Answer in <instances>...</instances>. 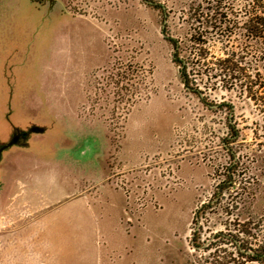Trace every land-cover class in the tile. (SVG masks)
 I'll use <instances>...</instances> for the list:
<instances>
[{"label":"rangeland","instance_id":"1","mask_svg":"<svg viewBox=\"0 0 264 264\" xmlns=\"http://www.w3.org/2000/svg\"><path fill=\"white\" fill-rule=\"evenodd\" d=\"M47 1L43 18L51 19L52 30L31 43L19 110L53 132L63 122L65 133L96 131L104 149L89 169L33 156L6 159L0 224L14 181L29 176L39 183L23 195L37 224L51 227L24 254L35 252L36 264H206L207 254L189 242L192 221L235 162L237 190L205 213L202 239L224 231L227 203L246 207L241 222L264 220L262 108L222 84L206 93L209 105L189 92L172 63L161 13L145 0ZM147 1L164 5L169 34L184 38L190 9L207 0ZM219 105L234 107L232 126L240 137L229 146L234 162L223 145L230 114ZM52 167L84 180L91 193L75 197L71 185L52 183L61 179ZM66 186L68 196L59 188ZM22 209L31 223L33 208Z\"/></svg>","mask_w":264,"mask_h":264},{"label":"trees","instance_id":"2","mask_svg":"<svg viewBox=\"0 0 264 264\" xmlns=\"http://www.w3.org/2000/svg\"><path fill=\"white\" fill-rule=\"evenodd\" d=\"M145 1L161 13L162 33L173 50L172 63L179 68L181 82L189 92L209 105L206 93L222 84L227 91L241 92L264 114V0L202 1L190 9L192 25L184 38L169 34L170 12L164 5ZM48 6L47 0H0L2 99L9 101L15 92L22 93V71L27 66V53L33 48L31 43L52 30L51 19L43 18L49 16ZM39 49V45L34 47L38 60ZM3 104L0 100V106ZM216 107L227 108L230 114V137L223 140V145L234 162L236 157L229 146L240 138L232 126L234 107ZM237 167V162L232 163L225 179L216 185L212 200L194 214L189 242L196 252L207 254L206 264H264V220L249 217L246 222L239 221V212L246 209L241 203L223 206L224 231L202 239L205 213L226 203L223 196L228 191L237 190ZM249 196L254 199V192Z\"/></svg>","mask_w":264,"mask_h":264},{"label":"flooded vegetation","instance_id":"3","mask_svg":"<svg viewBox=\"0 0 264 264\" xmlns=\"http://www.w3.org/2000/svg\"><path fill=\"white\" fill-rule=\"evenodd\" d=\"M22 94L23 88L21 94L15 92V96L9 101L2 99L4 106H0V202L5 184L2 169L11 155L33 156L35 161L63 165L65 162L76 169L94 167L78 165L73 162L71 154H67L77 145L73 137L79 134L65 133L64 122L59 124L60 128L55 127L53 132L38 122L40 120L27 118L25 112L19 110V98Z\"/></svg>","mask_w":264,"mask_h":264},{"label":"crops","instance_id":"4","mask_svg":"<svg viewBox=\"0 0 264 264\" xmlns=\"http://www.w3.org/2000/svg\"><path fill=\"white\" fill-rule=\"evenodd\" d=\"M52 169L55 170L53 167ZM64 172L67 173L65 170ZM64 172L55 170V173L60 175L59 177H61V179L56 180L58 177H54L49 181L57 183L61 186H64L66 183L67 186L71 185L75 197L79 195L84 197L91 193V189H87L85 187L84 180L75 176H70L68 173L65 176ZM24 177L21 178L18 176L14 181L12 189L16 192L11 195L12 198H10L8 205L5 203L3 206L2 212L5 218L2 217L0 224V235H3L1 236L2 238H0V264H36L37 261L34 255L35 252L34 254H24V249L36 247V241H39V237L43 236L46 231L51 229V227L43 225L42 223L37 224L40 220L37 216V211H35L34 205L27 202L28 200L26 195H23L25 189L30 187L32 184L39 183L38 180L29 176ZM67 186L66 188L64 187V189L59 187L60 190L64 192L65 196H68L66 195ZM86 191H88V193H85ZM23 206H27L30 209L33 208L30 211L32 218L31 223H29L31 220L25 223L27 219L23 216L26 215V210L22 209ZM6 233L8 235L5 236L4 234Z\"/></svg>","mask_w":264,"mask_h":264},{"label":"water","instance_id":"5","mask_svg":"<svg viewBox=\"0 0 264 264\" xmlns=\"http://www.w3.org/2000/svg\"><path fill=\"white\" fill-rule=\"evenodd\" d=\"M77 145L67 154L78 165L98 166L103 155L104 143L98 132L90 131L73 137Z\"/></svg>","mask_w":264,"mask_h":264}]
</instances>
